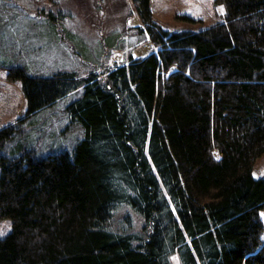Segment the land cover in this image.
Listing matches in <instances>:
<instances>
[{"label":"trees","instance_id":"16d2710c","mask_svg":"<svg viewBox=\"0 0 264 264\" xmlns=\"http://www.w3.org/2000/svg\"><path fill=\"white\" fill-rule=\"evenodd\" d=\"M216 1L222 21L172 32L133 0L155 52L126 64L13 69L26 111L0 128V264H264V0ZM79 88L71 153H5Z\"/></svg>","mask_w":264,"mask_h":264},{"label":"rangeland","instance_id":"374dc122","mask_svg":"<svg viewBox=\"0 0 264 264\" xmlns=\"http://www.w3.org/2000/svg\"><path fill=\"white\" fill-rule=\"evenodd\" d=\"M134 8L133 0H0V128L25 116L22 81L12 73L17 67L39 76L75 71L82 77L154 53ZM151 11L172 32L207 28L227 12L216 0H151ZM81 94L79 88L23 121L22 134L5 153L12 156L23 146L36 147L39 156L71 153L83 133L69 124L66 107ZM255 176L264 177V157L255 165ZM11 228L10 219L1 221L0 238Z\"/></svg>","mask_w":264,"mask_h":264},{"label":"snow or ice","instance_id":"6c2138e0","mask_svg":"<svg viewBox=\"0 0 264 264\" xmlns=\"http://www.w3.org/2000/svg\"><path fill=\"white\" fill-rule=\"evenodd\" d=\"M221 11H223V9H220Z\"/></svg>","mask_w":264,"mask_h":264}]
</instances>
